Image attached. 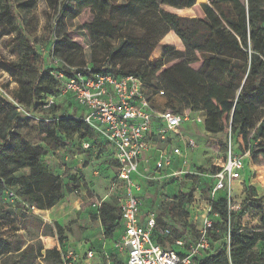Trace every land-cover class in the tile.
<instances>
[{"label": "trees", "instance_id": "trees-1", "mask_svg": "<svg viewBox=\"0 0 264 264\" xmlns=\"http://www.w3.org/2000/svg\"><path fill=\"white\" fill-rule=\"evenodd\" d=\"M93 12V21L98 25H109L114 0H88ZM196 1L200 5L199 16H182L165 10L161 4L178 8H192ZM133 4L157 10L161 18L181 39L185 49L176 50L173 45L164 44L162 56L156 61L119 67L111 66L101 69L89 66L93 72L111 73L116 77L134 75L142 79L153 107L159 110H172L183 113L185 110L201 112L204 117L205 130L217 134L223 132L227 125L223 118L234 107V118L245 116L250 106H260V123L255 129V139L250 142L246 131L238 138L242 141L244 151L251 150L254 161L264 159V0H130ZM207 2V3H206ZM33 5L29 0H0V32L7 36L15 58L0 62L1 69L8 73L17 86L10 92L11 99L0 94V218H9L16 211L2 206V201L9 203L7 191H14L30 207L45 210L72 193L79 192L77 176L69 182H63L61 176L53 173L42 162V150L36 145H24L21 149L12 148L18 138V130L28 115L38 108L56 111L53 102L46 107L48 99L60 92V81L51 72L63 70L69 76L72 67L78 71L79 66L70 58L64 48L71 44L67 38L58 39L50 50V55L62 60L65 65L50 66L48 56L39 51L33 41L23 32L21 25L26 17L33 16ZM65 9V8H64ZM27 18V19H28ZM193 65H199L196 69ZM165 97L164 104H158L154 94ZM25 112V113H24ZM80 124V143L83 152L88 153L97 144L99 135L80 117H72ZM232 133V128H230ZM46 144L52 150L65 145L57 126L47 121ZM232 138V137H231ZM90 143L88 149L84 143ZM241 147V146H240ZM115 166L118 164L114 161ZM215 167L213 173L219 170ZM205 173V172H204ZM76 177V178H75ZM78 179V180H77ZM115 176L113 177V180ZM213 179V178H212ZM212 182V181H210ZM214 183H210L208 191ZM193 191L176 197L178 207L185 214L182 227H172L164 217L158 214L159 229L154 238L163 246L172 244L175 239L184 237L190 223L189 203L193 200ZM227 191L220 192L213 202V209L219 212L220 219L215 220L218 232L212 233L213 241H219L215 252L199 257L196 264H264V252L256 247L264 243V227L247 229L237 226L236 214L248 207L261 215L264 224V199L244 196L242 209L233 212L231 221L228 215ZM105 200L100 209L92 205V214L99 219L106 238H112L122 229L118 193ZM14 201V200H13ZM231 228L230 250L227 249V233ZM44 234H57L61 248H45L42 242H29L15 232L11 236L0 234V264H63V253L67 251L64 244L65 232H71L60 223L44 225ZM170 228L172 235L162 234ZM191 236H195L190 231ZM188 232V233H189ZM175 248V247H174Z\"/></svg>", "mask_w": 264, "mask_h": 264}, {"label": "rangeland", "instance_id": "rangeland-1", "mask_svg": "<svg viewBox=\"0 0 264 264\" xmlns=\"http://www.w3.org/2000/svg\"><path fill=\"white\" fill-rule=\"evenodd\" d=\"M29 2L34 8L33 16L26 17L22 21L21 28L36 48L48 58L57 40L63 38L75 44H68L64 51L68 52V55L71 54L70 58L77 65L101 69H108L111 66L127 68L141 62L156 61L162 56L164 44L173 45L180 51L185 49L181 39L169 29L157 10L140 7L130 0H114L111 21L109 25L102 26L93 21V12L88 0H29ZM203 3L196 1V6L192 8H178L169 4H161V7L182 16H199L200 5ZM12 58H15V55L11 51L7 36L0 32V62ZM193 67L198 69L199 65H193ZM16 86L14 79L0 66V94L11 99L10 92ZM153 96L158 104L165 103L166 99L161 97V94ZM53 101L57 106L56 111L38 108L33 115H28L25 123L17 129L20 138L12 144V148L19 150L24 145L39 146L43 153V164L53 173L61 176L63 182L70 183L69 180L77 176L81 181L79 192H75V186L72 185L73 192L66 197L73 203H77L78 200L83 201V203L78 202L80 210L75 212L78 219L80 215H86L91 222H94L97 218L92 214L93 203L106 195H108L106 200H110L111 195L119 194L120 191L119 187L113 186V177L116 175L117 168L114 163L112 143L106 137L99 135L100 139L90 152H83L79 137L80 124L72 117L82 116L84 111L70 94L59 92L53 97ZM234 107L235 104L231 112H227L223 118V123L227 125L223 132L212 134L200 123H194L191 126L197 145L186 152L177 164L161 173L164 177L156 182V187L151 181L147 184L141 175L136 174L144 192L140 193L141 210L145 212L155 208L158 214L164 212L165 219L172 227L183 226L185 214L178 207L176 197L189 191L193 193L199 191L203 193L202 198H205L210 183H214V179L205 176L204 172L212 175L214 168L225 162L229 140L231 139L233 148L239 152L243 149L241 141H238L242 132H247L250 142L257 141L254 138L255 129L261 121L258 115L262 111L263 104L248 107L245 116L240 119L234 118ZM47 121L55 124L59 134L66 139L65 145L58 150H52L46 144L45 123ZM187 126L188 124H185L184 128ZM153 164L151 161L142 172L146 173L149 167L148 175L155 174L152 170ZM103 165L106 166L105 169L102 168ZM234 185L236 188L233 195L238 200L243 199L245 195L250 196L249 204L253 200L252 196L264 199V159L254 161L249 158L241 179ZM149 187L152 188L148 191ZM241 190H243L242 193H240ZM3 205L6 208H13L16 213L9 218H0V234L11 236L18 232L27 243L42 242L45 247L41 239L45 230L44 225H53L56 222L47 221L51 208L34 211L30 204L19 195L9 203L2 201ZM239 214L235 216L238 227L247 229L264 227L261 215L256 210L246 207L241 215ZM72 224L73 221L65 227L69 229ZM161 229L162 227L159 228L160 232ZM112 240L107 250L108 254H101V263L98 264H124L125 254L117 232ZM63 241L65 244V240ZM256 250L264 252V243L259 244ZM87 263L96 264L93 261Z\"/></svg>", "mask_w": 264, "mask_h": 264}, {"label": "built area", "instance_id": "built-area-1", "mask_svg": "<svg viewBox=\"0 0 264 264\" xmlns=\"http://www.w3.org/2000/svg\"><path fill=\"white\" fill-rule=\"evenodd\" d=\"M49 58L50 66L57 68L65 65L52 55ZM51 74L60 81V93L70 94L84 111L79 116L81 120L90 125L97 135L106 137L112 143L118 164L113 186L120 188L122 229L119 242L125 254L124 264H196L197 258L215 252L219 241H213L211 235L218 232L215 220L221 215L214 211L213 202L220 192L227 191L229 222L232 213L242 209V201L233 195V184L241 179L246 159H251V150L237 152L229 140L227 157L218 166L220 169L212 175L204 173L214 179L207 196L202 198V192H195L188 205L190 227L187 233L172 244L163 246L154 238L159 229L158 213L152 208L148 214H142V187L135 176L141 175L142 179L147 183L151 181L156 187V182L164 177L161 173L172 166L175 158L181 159L185 155L184 147L178 142L183 141L188 149L197 145L195 138L182 133V126L185 123L203 125L204 115L189 109L183 113L156 109L146 94L144 82L134 75L116 77L106 72L95 73L89 66L84 71L72 67L69 76L63 70H53ZM160 94L163 95V92ZM53 102V97L49 98L46 107ZM89 147L90 143L85 142L84 148ZM151 147L156 148L158 155L153 161L155 174L148 175V169L146 173L140 171V163ZM7 194L11 201L17 198L14 191H7ZM107 198L108 195L96 201L93 207L100 209ZM32 209L38 210L33 206ZM189 230L195 236H191ZM162 234L172 235V230L165 228ZM230 238L229 227L226 240L228 251ZM94 254L93 250L88 251L86 259L93 258ZM81 258V254L71 248L63 253V264H78Z\"/></svg>", "mask_w": 264, "mask_h": 264}, {"label": "crops", "instance_id": "crops-1", "mask_svg": "<svg viewBox=\"0 0 264 264\" xmlns=\"http://www.w3.org/2000/svg\"><path fill=\"white\" fill-rule=\"evenodd\" d=\"M207 3V2H206ZM187 125V127L184 128V125ZM182 126V133L185 136H191L195 138L192 135V127L194 123H185ZM239 141H242L239 139ZM179 145H182L184 147V153L191 151L192 149L185 148L184 142L179 141ZM242 143V142H241ZM239 150H237L238 152ZM158 151L156 148L151 147L146 154L144 155V158L142 159L140 163V171L142 172L146 166L149 165V163L154 161V159L157 158ZM147 158V159H145ZM81 160V157H80ZM147 160H150V162L147 163ZM181 159L175 158V162L172 164L174 166L177 164ZM115 161V158H114ZM247 162H249V158L246 159V165ZM154 163V162H153ZM257 164H255L256 166ZM171 166V167H172ZM105 165H103L102 168L105 169ZM117 168V167H116ZM147 169L150 171L149 167ZM153 172L154 170V164L152 168ZM98 172V171H97ZM95 172V173H97ZM100 173V172H99ZM145 173V171H144ZM116 174V173H115ZM97 175V174H96ZM137 178V176H135ZM139 181V179H138ZM146 182V181H145ZM237 181L234 182V184ZM147 183V182H146ZM148 184V183H147ZM233 184V192H235V185ZM150 190V187L148 191ZM243 190H241L240 193H242ZM143 194V190L141 191ZM235 197V195H234ZM238 200V199H237ZM78 202L83 203V201L78 200ZM78 202H71L70 198L66 197L59 203H57L54 207H52L49 210V219L47 221L53 222L56 221L60 223L62 226H66L69 224V222L73 221V224L71 225V232H66V239L65 240V246L68 249H75L78 253L81 254V259L78 262V264H85L87 262H96V264L101 263L100 262V256L101 254H108V249L110 248L111 242L113 241L112 238H106L104 235V229L99 219L95 220L94 222H91V220L86 216H81L78 219L77 214L75 212H78L80 210V204ZM39 211V210H38ZM150 211H143L142 214L146 215ZM74 212V213H73ZM85 213V212H84ZM74 215V216H73ZM74 219V220H73ZM121 231L117 232L118 238H120ZM41 239L43 243H45V248H52V247H58L61 248L59 237L57 234H51V235H42ZM90 250H93L95 252L94 257L91 259H86V253ZM125 260V259H124Z\"/></svg>", "mask_w": 264, "mask_h": 264}]
</instances>
